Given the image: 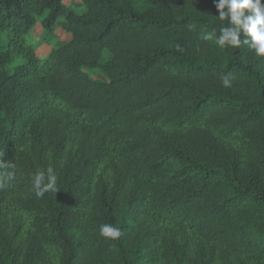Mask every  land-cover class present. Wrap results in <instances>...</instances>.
Returning <instances> with one entry per match:
<instances>
[{
  "label": "trees",
  "instance_id": "trees-1",
  "mask_svg": "<svg viewBox=\"0 0 264 264\" xmlns=\"http://www.w3.org/2000/svg\"><path fill=\"white\" fill-rule=\"evenodd\" d=\"M82 1L0 0V264H264V57L213 0Z\"/></svg>",
  "mask_w": 264,
  "mask_h": 264
},
{
  "label": "clouds",
  "instance_id": "clouds-1",
  "mask_svg": "<svg viewBox=\"0 0 264 264\" xmlns=\"http://www.w3.org/2000/svg\"><path fill=\"white\" fill-rule=\"evenodd\" d=\"M219 20H227L228 26H221L220 35L216 43L219 47L239 48L241 44L248 46L256 57H264V0H213ZM243 34V40L241 35ZM214 33H205L204 40L213 39ZM224 85L230 86L227 77L223 79ZM8 167L14 168L9 164ZM47 183L44 173H37L33 177V188L37 196H43L45 192L56 190V176L52 168L47 170ZM15 179L13 172L7 174V182ZM4 187V184H0ZM100 235L112 240L118 239L121 235L120 229L110 224L100 227Z\"/></svg>",
  "mask_w": 264,
  "mask_h": 264
},
{
  "label": "rangeland",
  "instance_id": "rangeland-1",
  "mask_svg": "<svg viewBox=\"0 0 264 264\" xmlns=\"http://www.w3.org/2000/svg\"><path fill=\"white\" fill-rule=\"evenodd\" d=\"M67 6L74 7L77 10L83 8L82 0H63ZM41 17L36 22L31 32L25 37L26 43L33 46L36 54L40 59L47 57L55 48H59L72 40V33L68 31L67 19L60 17L54 27L53 32L47 35L42 25ZM6 39L5 33L0 31V46L4 44ZM25 61V59H21ZM91 77L98 80H107L99 69L85 70Z\"/></svg>",
  "mask_w": 264,
  "mask_h": 264
}]
</instances>
